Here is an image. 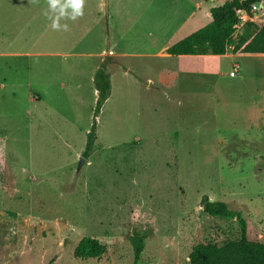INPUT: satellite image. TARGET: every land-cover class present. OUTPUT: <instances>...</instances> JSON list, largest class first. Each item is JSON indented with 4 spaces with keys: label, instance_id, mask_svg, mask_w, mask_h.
<instances>
[{
    "label": "rangeland",
    "instance_id": "rangeland-1",
    "mask_svg": "<svg viewBox=\"0 0 264 264\" xmlns=\"http://www.w3.org/2000/svg\"><path fill=\"white\" fill-rule=\"evenodd\" d=\"M225 1L84 0L64 30L48 0H0V264H189L195 245L240 235L205 197L264 243V55H156ZM256 3L234 41L264 24ZM107 58L111 92L85 158ZM84 237L105 253L78 258Z\"/></svg>",
    "mask_w": 264,
    "mask_h": 264
},
{
    "label": "trees",
    "instance_id": "trees-1",
    "mask_svg": "<svg viewBox=\"0 0 264 264\" xmlns=\"http://www.w3.org/2000/svg\"><path fill=\"white\" fill-rule=\"evenodd\" d=\"M257 0H226L219 6L210 8L211 22L170 45L166 51L171 55H222L229 49L238 55H264V24L257 26L253 22L246 24V31L234 36L241 22L239 12L251 15ZM109 58L97 68L93 82L97 90L94 110V123L88 134L83 157L87 158L96 141V118L111 92ZM203 199L205 213L225 219H235L240 228L239 239L230 240L223 246L202 242L195 245L189 255V264H264V243L259 241L250 227V221L242 212L235 211L224 201ZM146 235L138 237L135 247V260H138L145 245ZM106 247L98 239L84 237L75 249V255L81 259L98 258Z\"/></svg>",
    "mask_w": 264,
    "mask_h": 264
},
{
    "label": "clouds",
    "instance_id": "clouds-1",
    "mask_svg": "<svg viewBox=\"0 0 264 264\" xmlns=\"http://www.w3.org/2000/svg\"><path fill=\"white\" fill-rule=\"evenodd\" d=\"M83 6L84 0H48V9L51 15L49 18L51 19V27L53 29H60L61 27L64 30L68 29L67 24H60L61 18H68L71 20H75L77 17L83 15ZM68 9H71V12H68ZM52 13H56V15H52Z\"/></svg>",
    "mask_w": 264,
    "mask_h": 264
},
{
    "label": "crops",
    "instance_id": "crops-1",
    "mask_svg": "<svg viewBox=\"0 0 264 264\" xmlns=\"http://www.w3.org/2000/svg\"><path fill=\"white\" fill-rule=\"evenodd\" d=\"M170 45H172V44H169V43H165V44H163L161 47H160V49L156 52V55L157 56H160V57H163V58H174V57H181V56H186V57H193V56H204V57H207V56H210V55H213V54H207V55H171V54H169V53H167V51H166V49L170 46ZM233 54V53H232ZM222 55H225V54H222ZM214 56H220V55H214ZM233 56H241V55H238V54H233ZM109 68H110V66H109ZM169 74V73H168ZM229 76L230 77H233V78H235L236 76H231L230 74H229ZM176 76H174V73H173V75L172 76H168V75H165V76H162L160 79H162V82H164V80H172V79H174L173 81H175L176 79ZM152 79L151 78H149V81H151Z\"/></svg>",
    "mask_w": 264,
    "mask_h": 264
},
{
    "label": "water",
    "instance_id": "water-1",
    "mask_svg": "<svg viewBox=\"0 0 264 264\" xmlns=\"http://www.w3.org/2000/svg\"><path fill=\"white\" fill-rule=\"evenodd\" d=\"M259 3H256V5H258ZM105 5H106V8L108 7V0H105ZM207 201H210V200H207ZM206 201V202H207Z\"/></svg>",
    "mask_w": 264,
    "mask_h": 264
},
{
    "label": "built area",
    "instance_id": "built-area-1",
    "mask_svg": "<svg viewBox=\"0 0 264 264\" xmlns=\"http://www.w3.org/2000/svg\"><path fill=\"white\" fill-rule=\"evenodd\" d=\"M230 75H231V76H235V71H234V70L231 71V72H230Z\"/></svg>",
    "mask_w": 264,
    "mask_h": 264
}]
</instances>
